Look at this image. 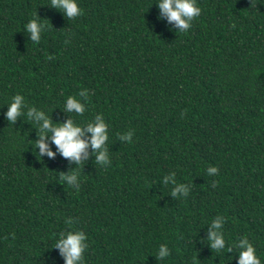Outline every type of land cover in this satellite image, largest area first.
I'll use <instances>...</instances> for the list:
<instances>
[{
  "label": "trees",
  "instance_id": "16d2710c",
  "mask_svg": "<svg viewBox=\"0 0 264 264\" xmlns=\"http://www.w3.org/2000/svg\"><path fill=\"white\" fill-rule=\"evenodd\" d=\"M75 2L83 15L68 19L51 0H0V264H64L54 246L68 231L86 234L84 264H237L243 237L264 264V0H196L186 32L159 0ZM16 94L25 114L10 123ZM28 107L72 119L85 141L102 115L108 163L90 143L70 161L50 132L54 155L41 154ZM218 215L219 253L207 239Z\"/></svg>",
  "mask_w": 264,
  "mask_h": 264
},
{
  "label": "clouds",
  "instance_id": "9594fccd",
  "mask_svg": "<svg viewBox=\"0 0 264 264\" xmlns=\"http://www.w3.org/2000/svg\"><path fill=\"white\" fill-rule=\"evenodd\" d=\"M51 4L55 7L62 8L65 16L68 19H75L78 16L83 15L82 10L78 7L75 0H51ZM158 7L161 15H166L169 22H175L179 32H186L191 27L193 19L198 17L201 13V9L196 6V0H159ZM159 18V17H158ZM234 27V25H233ZM45 25L39 23L36 19L29 21L26 25V31L30 33V40L33 43H39L40 33L44 30ZM67 43V41H65ZM49 56L48 59H52ZM87 96L85 99L87 100ZM25 98L22 95L16 94L12 97L11 103L8 105V110L5 114V118L8 122L14 123L18 116L24 115L22 111L24 108ZM65 110L68 112H74L77 115H83L86 111L85 106L79 102L74 96L67 97ZM26 116L29 120L42 121L40 130L37 132L39 137L35 140V148H39L41 154L47 153L49 157L54 153L49 150L48 145L45 143L48 133L50 132L51 141L57 147V150L63 157L69 158L70 161H75L78 165L81 162V153L85 152L89 143L92 149L100 150L96 155L97 164H107L108 158L105 151L102 149L107 140L106 129L108 125L104 122L102 115H96L93 122H88L86 131L91 133L90 141L81 139L84 135V130L80 125L74 124L72 119L66 120L64 123L53 124L51 119L48 118L43 111H37L35 107H28ZM184 116V112L181 113V117ZM132 132L128 133L127 137L130 138ZM87 154L85 153V160ZM208 173L218 175L219 170L217 167H209ZM78 172L65 177L60 174V180L67 179L69 183L74 181ZM217 182H213V187H216ZM80 184L77 185L79 190ZM177 192H184L187 195V189L180 185L178 188L172 191V195L175 196ZM65 223H68L67 221ZM221 216H217L216 220L212 222L211 229L208 232L207 239L211 241L210 248L216 252H220L221 249H225L224 236L215 229L221 228ZM86 240V234L82 231H68L61 233L60 238L57 240L54 247L58 248L60 255L64 258V264H84L83 253L88 248ZM239 258L237 264H261L259 258L256 256V249L252 246L246 237L239 240ZM226 251L231 252L232 248L229 247ZM170 254L166 245H160L156 259L162 260L168 257Z\"/></svg>",
  "mask_w": 264,
  "mask_h": 264
}]
</instances>
